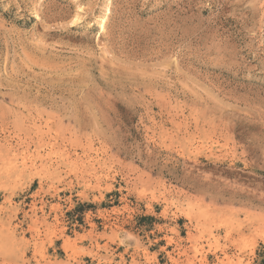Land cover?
Masks as SVG:
<instances>
[{
	"label": "rangeland",
	"instance_id": "obj_1",
	"mask_svg": "<svg viewBox=\"0 0 264 264\" xmlns=\"http://www.w3.org/2000/svg\"><path fill=\"white\" fill-rule=\"evenodd\" d=\"M0 264H264V0H0Z\"/></svg>",
	"mask_w": 264,
	"mask_h": 264
},
{
	"label": "bare ground",
	"instance_id": "obj_2",
	"mask_svg": "<svg viewBox=\"0 0 264 264\" xmlns=\"http://www.w3.org/2000/svg\"><path fill=\"white\" fill-rule=\"evenodd\" d=\"M197 257V256H196Z\"/></svg>",
	"mask_w": 264,
	"mask_h": 264
}]
</instances>
